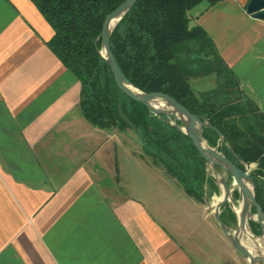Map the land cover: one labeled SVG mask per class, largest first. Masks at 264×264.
Instances as JSON below:
<instances>
[{"label": "crops", "instance_id": "obj_1", "mask_svg": "<svg viewBox=\"0 0 264 264\" xmlns=\"http://www.w3.org/2000/svg\"><path fill=\"white\" fill-rule=\"evenodd\" d=\"M249 2L202 3L190 16L264 111V19ZM52 35L32 0H0V264H239L211 204L189 196L134 131L86 119L82 84ZM172 196L185 206L172 212Z\"/></svg>", "mask_w": 264, "mask_h": 264}, {"label": "trees", "instance_id": "obj_2", "mask_svg": "<svg viewBox=\"0 0 264 264\" xmlns=\"http://www.w3.org/2000/svg\"><path fill=\"white\" fill-rule=\"evenodd\" d=\"M32 1L53 29L49 47L82 84L80 104L86 119L100 129L134 131L146 154L197 201L206 203L210 190L218 193L206 159L181 130L183 123L173 115L150 112L124 93L102 55L105 20L125 0ZM222 1L138 0L114 29L111 47L134 86L171 95L216 128L203 129L211 147L243 170L255 165L250 175L264 210V111L245 95L214 40L202 26L193 25L190 16L202 3L215 6ZM209 75L216 76V87L196 92L191 79ZM233 196L239 199L237 189ZM221 217L231 230L233 210L226 206ZM249 224L261 235L260 224Z\"/></svg>", "mask_w": 264, "mask_h": 264}, {"label": "water", "instance_id": "obj_3", "mask_svg": "<svg viewBox=\"0 0 264 264\" xmlns=\"http://www.w3.org/2000/svg\"><path fill=\"white\" fill-rule=\"evenodd\" d=\"M138 0H125L114 11H112L106 18L101 38H102V55L107 59L113 75L119 88L131 98L143 103L150 112L155 114L166 113L173 115L176 120L183 123L181 130L193 141L194 145L206 159L210 170H212L217 178V183L222 191L221 201L213 210V217L218 225L221 227L223 233L226 235L232 245L249 261L250 264H259L264 262V252L261 251L259 245L252 237L253 243L258 247V252L255 254L252 249L248 247L244 236L247 233L249 221H254L260 224L262 229V236L264 237V210L257 201L255 193V184L252 176L248 170H243L228 159L217 148L211 147L203 136V129L205 127H212L210 123L202 121L197 115L193 114L186 106L180 103L177 99L169 94L163 92L147 93L136 86H134L122 71L115 54L111 47V37L114 29L120 20L132 9ZM246 11L253 18L264 19V0H250L246 7ZM175 126L177 122H174ZM220 133V132H219ZM223 138L222 133H220ZM217 167L221 168L218 172ZM226 173L232 175L233 184L237 186L241 203L240 209L234 206L232 196V189L230 182L226 177ZM210 195L214 196V190H210ZM229 203L231 208L237 213L239 217V227L232 233L226 223L221 217L222 207ZM253 208L255 211H253ZM254 236V234H251Z\"/></svg>", "mask_w": 264, "mask_h": 264}, {"label": "rangeland", "instance_id": "obj_4", "mask_svg": "<svg viewBox=\"0 0 264 264\" xmlns=\"http://www.w3.org/2000/svg\"><path fill=\"white\" fill-rule=\"evenodd\" d=\"M191 84L194 87V89L196 90V92L199 93V92H205V91H208V90H211V89L215 88L216 85H217V80H216V76L215 75H209V76H204V77H200V78H193V79H191ZM254 167H255V165H251V166L246 165L245 170H248L249 173H250L251 169L254 168ZM217 169H218V167H217ZM218 172L220 173L221 169H218ZM210 175L215 178L216 184L218 185L217 178H216V176H215L213 171L210 172ZM230 175H231L230 173H226V177L229 180H231V181H229L230 182V188L232 189V193H234V190H236V189L238 190V188H237L236 185L233 184L232 175L231 176ZM239 195H240V192H239ZM232 196H233V194H232ZM221 198H222L221 189H220V191L218 193H215L214 196H210V198L208 199L207 202L209 204H211V209H213V210L215 209V206L221 201ZM233 200H234V196H233ZM241 201H242L241 200V196L239 197V199L234 200V206L236 207V209H240ZM171 203L173 204V207H171V206H167V207H169V209L172 210V212L177 210V206L184 207L185 204H186L182 200V197H178V196L177 197L176 196H172L171 197ZM222 212H223V208H222ZM233 212L236 215V222L235 223L233 221L231 222L232 228H231L230 231L232 233H234L239 227V217H238L237 213L234 210H233ZM176 214H177V212L175 214H169L167 218H164L162 216L161 222L164 225L163 226V230H164V227H166L167 229L175 227L172 223L175 221L173 219L176 218ZM248 230H249V232L251 234H254L253 230L251 229L250 224H248ZM252 237L255 239V242L259 245L261 251L264 252V237L262 236V233L259 236L255 235V234H254V236H250L248 233H246V235L244 236L246 244L256 254L258 252V247L253 243ZM240 255H242V254L240 253ZM241 257H242V260L239 262V264H250L249 261L243 255ZM259 264H264V262H260Z\"/></svg>", "mask_w": 264, "mask_h": 264}, {"label": "flooded vegetation", "instance_id": "obj_5", "mask_svg": "<svg viewBox=\"0 0 264 264\" xmlns=\"http://www.w3.org/2000/svg\"><path fill=\"white\" fill-rule=\"evenodd\" d=\"M219 191H220V188H219ZM233 195H234V193H232ZM226 206H228V207H230L231 208V206H230V204L229 203H226V204H224V206L222 207V208H225ZM232 209V208H231Z\"/></svg>", "mask_w": 264, "mask_h": 264}, {"label": "bare ground", "instance_id": "obj_6", "mask_svg": "<svg viewBox=\"0 0 264 264\" xmlns=\"http://www.w3.org/2000/svg\"><path fill=\"white\" fill-rule=\"evenodd\" d=\"M247 233L251 236V233L249 232L248 228H247Z\"/></svg>", "mask_w": 264, "mask_h": 264}]
</instances>
